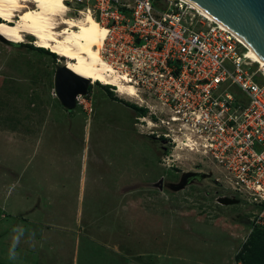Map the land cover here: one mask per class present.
Segmentation results:
<instances>
[{
	"label": "rangeland",
	"instance_id": "rangeland-1",
	"mask_svg": "<svg viewBox=\"0 0 264 264\" xmlns=\"http://www.w3.org/2000/svg\"><path fill=\"white\" fill-rule=\"evenodd\" d=\"M38 47L29 34L0 40V261L238 264L255 207L220 203L229 194L212 176L176 189L198 158L164 165L167 148L99 82L63 107L64 58Z\"/></svg>",
	"mask_w": 264,
	"mask_h": 264
},
{
	"label": "built area",
	"instance_id": "built-area-1",
	"mask_svg": "<svg viewBox=\"0 0 264 264\" xmlns=\"http://www.w3.org/2000/svg\"><path fill=\"white\" fill-rule=\"evenodd\" d=\"M63 2L68 15L88 13L105 29L106 73L131 89L97 82L145 110L135 109V123L167 148L163 164L197 157L198 172L252 204V227H264V60L189 0Z\"/></svg>",
	"mask_w": 264,
	"mask_h": 264
},
{
	"label": "bare ground",
	"instance_id": "bare-ground-1",
	"mask_svg": "<svg viewBox=\"0 0 264 264\" xmlns=\"http://www.w3.org/2000/svg\"><path fill=\"white\" fill-rule=\"evenodd\" d=\"M27 3H33L35 7L30 8ZM197 7L201 13L216 20ZM0 18L3 20L0 36L7 41L22 42L29 34L37 46L64 58L63 65L76 75L93 82L115 84L120 93L131 89L106 73L111 70L110 66L100 56L106 31L88 13L80 17L68 15L63 0H0ZM242 41L248 47L247 56L262 61L247 42Z\"/></svg>",
	"mask_w": 264,
	"mask_h": 264
},
{
	"label": "water",
	"instance_id": "water-1",
	"mask_svg": "<svg viewBox=\"0 0 264 264\" xmlns=\"http://www.w3.org/2000/svg\"><path fill=\"white\" fill-rule=\"evenodd\" d=\"M223 23L244 39L256 54L264 60V0H189ZM3 42H9L0 36ZM88 79L80 77L61 64L54 74V93L61 105L70 110L76 106L75 96L85 94ZM205 177L204 173L186 171L182 174L176 189L183 188L193 177ZM237 198L223 196L219 202L228 204Z\"/></svg>",
	"mask_w": 264,
	"mask_h": 264
},
{
	"label": "trees",
	"instance_id": "trees-1",
	"mask_svg": "<svg viewBox=\"0 0 264 264\" xmlns=\"http://www.w3.org/2000/svg\"><path fill=\"white\" fill-rule=\"evenodd\" d=\"M3 20L0 18V23ZM41 51H47L45 48L38 47ZM52 54L54 52H51ZM103 86V85H102ZM107 92L110 96L113 95L112 91L109 90V86L105 85ZM133 108L140 110L141 113H145L143 108H137L133 104H130ZM236 263L241 264H264V227L253 226L246 240L241 244L240 248L234 255ZM0 264H10L0 261Z\"/></svg>",
	"mask_w": 264,
	"mask_h": 264
},
{
	"label": "clouds",
	"instance_id": "clouds-1",
	"mask_svg": "<svg viewBox=\"0 0 264 264\" xmlns=\"http://www.w3.org/2000/svg\"><path fill=\"white\" fill-rule=\"evenodd\" d=\"M2 20V19H1ZM43 48V47H42ZM46 50H49V49H47V48H45Z\"/></svg>",
	"mask_w": 264,
	"mask_h": 264
},
{
	"label": "flooded vegetation",
	"instance_id": "flooded-vegetation-1",
	"mask_svg": "<svg viewBox=\"0 0 264 264\" xmlns=\"http://www.w3.org/2000/svg\"><path fill=\"white\" fill-rule=\"evenodd\" d=\"M135 117V116H134Z\"/></svg>",
	"mask_w": 264,
	"mask_h": 264
}]
</instances>
